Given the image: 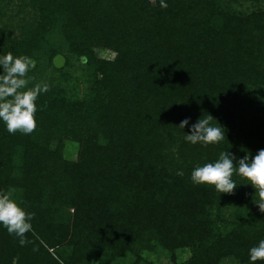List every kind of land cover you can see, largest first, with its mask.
<instances>
[{"label": "trees", "instance_id": "obj_1", "mask_svg": "<svg viewBox=\"0 0 264 264\" xmlns=\"http://www.w3.org/2000/svg\"><path fill=\"white\" fill-rule=\"evenodd\" d=\"M15 1L0 0V56L35 60L28 87L50 91L36 101L33 133L9 134L0 121V191L35 213L40 238L29 233L34 243L22 247L0 225V264H250L264 240L255 189L234 174V194H221L193 185L191 172L222 151L239 159L264 149L260 0ZM243 1L258 5L234 6ZM209 114L224 140L186 142ZM67 142L78 145L74 160Z\"/></svg>", "mask_w": 264, "mask_h": 264}, {"label": "clouds", "instance_id": "obj_2", "mask_svg": "<svg viewBox=\"0 0 264 264\" xmlns=\"http://www.w3.org/2000/svg\"><path fill=\"white\" fill-rule=\"evenodd\" d=\"M151 6H156V0H149ZM159 7L167 9L166 0H159ZM36 67V61L27 56L14 57L11 52L0 56V121L6 125L9 134L20 132L29 135L36 130L37 112L36 101L42 93L50 91L47 83L40 82L33 87H28L31 80L28 73ZM215 120L210 114L206 118L198 119L191 125L190 134H185V141L192 145L201 144L205 147L215 145L224 140L225 129L213 126L211 121ZM189 125V119H184L179 128L184 129ZM238 175L248 181L254 189L253 202L264 213V149H260L255 156L246 154L237 159L229 151H222L215 162L197 166L191 172L193 185L214 186L221 194H234L237 188L233 175ZM177 176L183 177L184 172L178 170ZM14 191V190H12ZM12 191H0V225L9 235L18 239L20 246H26L34 241L29 240L27 234L31 233L36 240L39 236L35 233L32 220L35 213L28 212L12 198ZM23 203V202H21ZM43 243V241H41ZM34 252L39 251L33 247ZM250 264L257 261L264 262V240L249 249Z\"/></svg>", "mask_w": 264, "mask_h": 264}, {"label": "rangeland", "instance_id": "obj_3", "mask_svg": "<svg viewBox=\"0 0 264 264\" xmlns=\"http://www.w3.org/2000/svg\"><path fill=\"white\" fill-rule=\"evenodd\" d=\"M8 6L9 7H15L16 6V1L14 0L13 3L8 2ZM244 7H241L239 5H234L237 8H244V9H254L256 7V2L254 1H246V2H242ZM258 5V4H257ZM260 7H262L264 9V0H260ZM11 11V10H8ZM7 11V12H8ZM8 14H10L8 12ZM98 56L100 58H104V59H113L114 57V53L111 51H98ZM75 68L71 71V75L73 77V84L78 85V88H80V86L82 85V80L84 78V72L82 71V67L79 65L78 61H75ZM41 71L44 72L45 76H47L48 78L52 77L51 75V70L50 69H46V67H42ZM50 76V77H49ZM55 79V78H54ZM75 81H77L78 83H76ZM75 86V85H73ZM76 92V91H75ZM82 93V92H81ZM77 151H78V145L76 143H72V142H67L65 145V155L69 160H74L77 157ZM125 258H122L120 261H118L116 264H132L133 259L130 256H124ZM232 260H226V262L224 264H233ZM158 264H172L168 258L166 257H162V259L158 262Z\"/></svg>", "mask_w": 264, "mask_h": 264}, {"label": "water", "instance_id": "obj_4", "mask_svg": "<svg viewBox=\"0 0 264 264\" xmlns=\"http://www.w3.org/2000/svg\"><path fill=\"white\" fill-rule=\"evenodd\" d=\"M65 63V58L62 55H58L55 57L54 59V65L57 68H62L64 66Z\"/></svg>", "mask_w": 264, "mask_h": 264}]
</instances>
